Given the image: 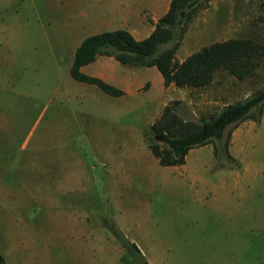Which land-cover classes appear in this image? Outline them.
I'll return each instance as SVG.
<instances>
[{
  "label": "rangeland",
  "instance_id": "obj_1",
  "mask_svg": "<svg viewBox=\"0 0 264 264\" xmlns=\"http://www.w3.org/2000/svg\"><path fill=\"white\" fill-rule=\"evenodd\" d=\"M124 2L109 8L101 6L107 0H0V254L9 264H139L106 218L150 264H264V115L233 129L236 165L220 166L211 143L190 150L183 165L162 166L143 143L162 112V75L121 64L137 71L142 109L113 122L92 116L93 101L103 109L104 102L70 69L81 41L104 29L97 12L124 11L114 26L144 37L168 9ZM235 37L264 43V0L210 1L189 22L177 57ZM262 88L264 61L243 80L219 70L207 87L174 89L173 96L183 101L185 116L210 118ZM130 129L142 130V143ZM116 130L127 141L114 153L125 152L141 177L113 192L100 174V149L106 152ZM57 162L69 166L58 172ZM70 163L89 174L64 190L57 172L64 175Z\"/></svg>",
  "mask_w": 264,
  "mask_h": 264
},
{
  "label": "trees",
  "instance_id": "obj_2",
  "mask_svg": "<svg viewBox=\"0 0 264 264\" xmlns=\"http://www.w3.org/2000/svg\"><path fill=\"white\" fill-rule=\"evenodd\" d=\"M212 0H171L167 11L158 18L152 32L141 39L125 28L105 30L85 37L77 46L71 65V76L81 82L97 85L111 96L125 94L119 88L98 76L82 71L99 55L116 59L132 68L155 66L163 77L165 87L204 88L210 85L215 73L224 70L243 80L252 76L264 61V43L256 37H235L215 41L179 60L180 47L189 22L197 12ZM181 99L169 101L159 117L145 130V140L162 166L186 163L190 150L211 144L220 166L236 165L230 152L233 129L242 121H260L264 115V88L244 101L230 104L210 118L185 116ZM164 135V141L157 136ZM224 159V161H223ZM121 246L139 264H150L136 242L129 239L113 222L102 219ZM0 264H7L0 254Z\"/></svg>",
  "mask_w": 264,
  "mask_h": 264
},
{
  "label": "crops",
  "instance_id": "obj_3",
  "mask_svg": "<svg viewBox=\"0 0 264 264\" xmlns=\"http://www.w3.org/2000/svg\"><path fill=\"white\" fill-rule=\"evenodd\" d=\"M145 1L148 2V3L146 2L148 6H157L162 9L163 7H166V8L169 7L171 0H145ZM112 5L124 7L125 2L124 0H121V1L120 0H116V1L107 0L106 5H101V6L102 7L109 6V8H111L110 6ZM101 6H98V7H101ZM97 13H99L100 15L99 18L103 19L102 21H97V22H100L99 24L101 26H103L104 29L102 31L114 30V29L120 28V27L114 26L116 24V22L114 21V18L117 17L119 14L124 13V11H120V10L116 11L115 9H106V10L98 11ZM156 21L157 20H155L154 22ZM148 28H149V31L144 37L148 36L152 32L154 28V24L149 26ZM144 37H136V38L141 39ZM111 60H112V57L99 55L98 58L94 62L84 65L81 69L86 74H89L92 76H98L104 79L105 81L119 88H122L125 91L124 95L117 96V97L108 95L105 92L104 94H100V92H98L100 88L97 85L88 83L89 86H87L88 87L87 89L92 91L94 96L97 95V97L94 99L95 100L97 99V101L103 100L104 102V109H103V107H100L98 103L93 101V105L96 108V110L94 109L92 116L94 118H97L98 116L100 117V113H101L103 114L104 119H109L111 122H113L114 119H119L120 117L125 116L127 110L135 111V110L142 109V102L137 98V95L141 92L143 85L141 83L136 82L135 77H136L137 71L134 70L132 72L127 73L128 71L125 68L120 70L121 64H117L116 62H110ZM106 62H107V65H105ZM147 68L153 71H156L155 69H157L155 66L147 67ZM130 69H136V68L130 67ZM147 80L152 85L151 80L149 78ZM160 81L163 82V77H160ZM174 89H182V88L176 87L174 84H171L170 86L165 87L163 83V87H162L163 95L158 100V103H157L159 106L158 111H161L169 101L174 100V96H173ZM67 90L64 91V94H67V96H69L68 95L69 92ZM149 90H151V86L149 87V89H147V91ZM99 91H102V90L100 89ZM128 96L132 97V101H129L127 105ZM129 131L133 139L134 137H136V132H138V140L140 143H142L141 139H144V137H143V132L141 129L138 131H136L135 129H130ZM121 135L122 133L120 132V130H116L115 132L112 131L109 134L107 144L103 147L106 152L104 153L100 149L101 154L103 156V161L101 162V166H100L101 167L100 174L104 178V181L106 182L110 191L112 189L113 192L118 188L120 184L124 186L125 185L124 183L127 180H134L136 178L138 179V177L139 178L141 177L140 168L137 169L132 166H128L131 163H133V161H130V162L126 161L125 152H123L122 154L114 153L115 148L126 146L127 140L126 138H123V136ZM143 143L145 144V139L143 140ZM123 159L125 161H123ZM55 165H56L58 172L60 168H66L67 166H69L68 164H64L62 162H59V163L57 162V164ZM70 167L71 169H69V171H66L64 175L63 173L61 175H58V172H57L56 182L59 184L61 189L70 190L72 183H76V182L82 183L83 181L82 178H86L80 175L89 174V169L87 168L83 170H79L78 166L72 163H70ZM97 169H98L97 165H93L91 168V170H97ZM91 175H94V172L91 173Z\"/></svg>",
  "mask_w": 264,
  "mask_h": 264
},
{
  "label": "water",
  "instance_id": "obj_4",
  "mask_svg": "<svg viewBox=\"0 0 264 264\" xmlns=\"http://www.w3.org/2000/svg\"><path fill=\"white\" fill-rule=\"evenodd\" d=\"M157 140H159L160 142H163L164 141V135H159L156 137Z\"/></svg>",
  "mask_w": 264,
  "mask_h": 264
}]
</instances>
